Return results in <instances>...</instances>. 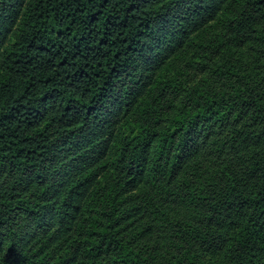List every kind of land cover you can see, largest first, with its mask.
<instances>
[{
    "label": "trees",
    "instance_id": "16d2710c",
    "mask_svg": "<svg viewBox=\"0 0 264 264\" xmlns=\"http://www.w3.org/2000/svg\"><path fill=\"white\" fill-rule=\"evenodd\" d=\"M19 1L0 0V172L7 178L0 186V264H151V252L129 230L144 207L128 208L126 195L145 188L142 200L153 206L148 186L190 167L198 122L210 128L229 121L223 145L238 152L260 140L262 149L244 175H227L213 189L183 174L177 203L191 207L194 221L175 222L181 229L172 234L187 246L179 264H264V105L253 81L238 75V86L221 93L165 78L149 105L175 88L182 107L158 128L154 107L136 106L151 77L137 70L140 52L157 19L171 18L167 56L220 18L223 45L247 39L264 47V0ZM213 42H195L191 58ZM222 63L211 74L239 73ZM117 90L121 99L111 105ZM132 105L135 116L121 132ZM110 166L121 172L113 182ZM203 202L212 213L207 220L199 219ZM46 212L52 231L23 241V230H40ZM76 225L81 233L70 243ZM195 245L210 258L191 255Z\"/></svg>",
    "mask_w": 264,
    "mask_h": 264
},
{
    "label": "rangeland",
    "instance_id": "374dc122",
    "mask_svg": "<svg viewBox=\"0 0 264 264\" xmlns=\"http://www.w3.org/2000/svg\"><path fill=\"white\" fill-rule=\"evenodd\" d=\"M26 1H19L21 7L25 5ZM175 12H178V9H175ZM170 19L169 16H161L156 20L151 40L141 49L140 61L137 67L139 73L148 72L151 77L145 96L136 103V106L139 103L138 106L141 108L154 107L157 116V120L151 117L154 127L158 128L163 125L166 119L177 115L182 107L180 106L182 93H178L175 88L162 97V102L149 105L153 95L158 92L162 80L165 78L171 79L174 83H179L183 89L198 85L206 92L226 93L238 86L239 80L237 77L242 75L253 81L264 105L263 46L256 45L253 41L247 39L239 42L240 44L237 46L227 47L223 45L222 41H224L226 32L223 27V18H220L210 23L206 28L190 32L192 40L189 45L182 51L167 56L164 49L169 36L166 34L165 28ZM14 33L16 35V31ZM14 33L7 37L6 45L12 42L15 36ZM209 39L214 40L212 45L207 50L201 49L199 58L192 59L195 42L204 43ZM223 61H228V63L234 65V70L237 69L239 73L229 77H217L211 74L212 70ZM226 64L222 63L221 65L225 67ZM120 94L117 90L111 100V105L121 99ZM128 115V118H124L119 122L118 126H121L119 127L121 132H124L128 123L135 116L134 105L131 106ZM229 122L231 123L217 122L210 128L207 125L205 126L204 123L198 122L199 124L196 125L198 137L196 133H191L196 139V146L189 158L190 167L184 173L190 178L194 175V182L198 181L199 184H204L205 188L213 189L217 186L213 183L224 181L227 175H244L253 162L252 156H256V152L262 149L263 144L260 140L253 142L246 150L238 152L232 150L228 141L223 145L226 141L225 138L233 129V123H235L233 121ZM111 155L112 150L105 154V158L108 157L109 159ZM63 160L61 158L59 162ZM120 173L119 170H115L110 166L107 169L106 178L108 181L113 182L120 177ZM5 174L6 172H0V186L7 179H5ZM183 174L177 178L168 175L161 176L158 182H155L150 188L148 186V191H151L150 197L152 200L150 201H153V206H145V201L142 200L141 190L144 191L145 188L126 195L125 204L129 203L128 208L131 209L133 204H141L144 207V212L137 215L139 218L136 224L132 225L129 230L134 233L135 243H139L143 249L151 252V264H179V260L186 259L185 256H182V251L187 246L182 239L177 240L175 238V233L172 234L173 230L181 229V226L175 224L179 217L183 221H194V218H190L193 214L191 207L177 203L179 198L177 193H182L185 190V186L181 187L184 183ZM122 197L125 199L123 194ZM199 210L201 211L199 216L201 220H207V217L212 215L209 205L205 202L199 206ZM82 222H84L83 218ZM42 224L40 230H35L32 225L26 227L23 230V241L31 242L34 238L52 231L54 224L51 221L49 212L44 214ZM217 229L219 232L224 231L226 222ZM79 233H81V228L76 225L70 243L79 237ZM191 255L204 260L210 258L209 254L197 245L194 246Z\"/></svg>",
    "mask_w": 264,
    "mask_h": 264
}]
</instances>
